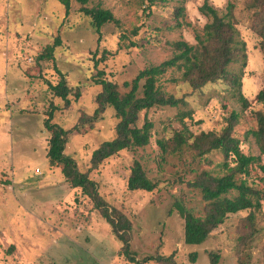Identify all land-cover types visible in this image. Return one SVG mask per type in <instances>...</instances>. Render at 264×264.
Segmentation results:
<instances>
[{
    "label": "rangeland",
    "instance_id": "374dc122",
    "mask_svg": "<svg viewBox=\"0 0 264 264\" xmlns=\"http://www.w3.org/2000/svg\"><path fill=\"white\" fill-rule=\"evenodd\" d=\"M205 1L156 0L150 5L144 0H88L85 7L108 9L120 22L105 25L100 37L77 0H71L68 13L58 0H0V264H163L145 262L158 256H172L175 264H215L213 256L218 257L216 264H239L238 238L242 232L250 236L253 232L245 227L250 211L230 215L204 244L194 246L185 244V220L176 207L179 204L197 217L205 215L207 203L190 182L203 170L224 175V155L213 151L207 155L208 162L198 160L201 164L188 171L192 153L184 151L180 158L169 150L163 152L159 142L171 144L185 127L194 136L219 133L236 112L234 135L242 151L260 155L255 139L247 133L256 128L252 111L264 108L255 102L264 89V47L251 28L249 0H208L221 15L233 6L235 47L243 49L246 57L232 63L229 72L239 77L240 85L233 88L220 81L192 91L181 71L169 70L158 86L185 102L140 113L139 126L146 119L153 123L150 144L122 151L90 174L104 200L131 221V251L138 263L125 256L111 226L71 187L62 168L47 159L51 134L44 122L55 105L58 110L52 122L66 130L78 128L70 135L65 154L86 172L93 151L115 138L119 122L112 108L94 123L86 120L93 116L95 97L101 91L93 83L97 71H104L107 80L127 92L125 82L172 58L174 42L197 44L196 36L202 35L209 21L199 11ZM179 7L185 14L177 27L174 14ZM56 41L54 60L40 61L39 56ZM104 55L105 61L96 68ZM59 72L73 90L68 108L49 90V83L60 82ZM240 92L253 102L247 110L239 100ZM185 113L189 115L182 118ZM135 161L157 183L153 192L128 190ZM257 176L255 170L256 181ZM255 217L257 233L247 245L253 264H264V200Z\"/></svg>",
    "mask_w": 264,
    "mask_h": 264
},
{
    "label": "trees",
    "instance_id": "16d2710c",
    "mask_svg": "<svg viewBox=\"0 0 264 264\" xmlns=\"http://www.w3.org/2000/svg\"><path fill=\"white\" fill-rule=\"evenodd\" d=\"M65 6L67 13L71 8V0H58ZM83 5L81 12L90 18L91 26L101 37L102 28L110 23L119 24V20L112 11L103 8H88V0H77ZM150 5L156 0H144ZM251 13V28L261 39V46L264 47V0H249L246 5ZM228 13L221 15L208 0L199 8L200 13L209 21L203 28L202 35L196 36V45L187 41L174 42V53L172 58L159 65L151 66L141 71L131 82H125L124 87L128 89L123 93L120 86L105 78V72L98 70L93 77L94 85L100 86L101 91L95 97L96 109L93 116L86 120L94 123L102 119V115L108 108H112L115 117L119 120L116 125V136L114 139L104 141L91 155L90 166L86 172L79 170L75 160L65 154L69 137L78 128L63 129L53 123L54 114L58 110L52 105L48 117L44 122L45 128L50 132V142L47 151V159L52 166H60L62 174L71 187L77 189L88 200L93 209L98 211L106 222L111 226L112 232L123 244L125 256L132 262L138 263L131 251L132 223L129 218L115 207H112L100 195L97 183L90 178L91 172L97 170L106 160L112 158L122 151L145 148L150 144L152 137L153 123L146 119L142 126L138 125L139 115L143 111H149L155 107H178L184 103V98H178L167 94L158 86L159 79L171 69L182 72V80L187 83L192 91H200L209 84L226 81L233 88L240 85L239 77L229 72L232 63L245 58L243 49L235 47L237 32L233 21V6H228ZM184 7L176 9L174 14L177 27L182 23ZM99 37V40H100ZM59 45L56 41L54 47L46 48L39 56L40 61L54 60L55 47ZM106 55L96 61L97 68L101 61H105ZM59 71V70H58ZM61 80L56 85L49 83V90L53 95L65 102L66 108L71 105L69 96L72 89L68 86L64 74L61 72ZM143 82V84H142ZM81 97L77 89L75 99ZM239 100L244 110L249 109L253 102H250L241 92ZM255 102L264 107V89L255 97ZM189 113L182 114V118ZM256 122V128L247 133L255 139L260 155H247L241 149V141L234 135V128L239 120V114L233 112L228 118L227 126L221 132H202L194 136L188 128H183L172 138L171 144L160 141L159 145L163 152L168 150L174 156L183 157V152H191L193 162L188 164V171L193 165L207 161V155L213 151H220L224 155V162L221 164L224 175L214 176L203 170L197 174L192 188L200 191L203 200L207 203L204 216H195L185 207L177 204L180 215L185 220L184 240L187 245H202L210 237L213 231L219 228L230 215L244 211H250L248 218H245L247 229L252 236L244 232L239 236L236 246L239 264H253L251 247L248 242L257 233L255 214L262 208L264 200V164L261 163L264 155V108L252 111ZM170 147H168V146ZM257 170V181L254 172ZM260 185L262 187H260ZM158 187L152 181L139 161H135L127 182L129 191L153 192ZM236 195L230 197V194ZM264 255V251H263ZM195 255L193 260H195ZM212 257V256H211ZM156 260L163 264H175L173 257H147L145 262ZM213 263L218 262V257H212Z\"/></svg>",
    "mask_w": 264,
    "mask_h": 264
}]
</instances>
